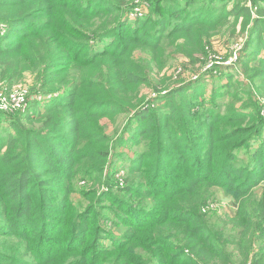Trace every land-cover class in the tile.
I'll return each instance as SVG.
<instances>
[{"label":"trees","instance_id":"1","mask_svg":"<svg viewBox=\"0 0 264 264\" xmlns=\"http://www.w3.org/2000/svg\"><path fill=\"white\" fill-rule=\"evenodd\" d=\"M210 1L156 0L131 20L134 0H0V85L36 77L24 113L0 112V264H264V0ZM230 19L250 35L247 85L165 86L141 106L149 65L135 51L203 64ZM120 117L115 142L138 150L105 179L103 121ZM78 180L92 189L77 205ZM213 189L237 204L228 238L207 217Z\"/></svg>","mask_w":264,"mask_h":264},{"label":"rangeland","instance_id":"2","mask_svg":"<svg viewBox=\"0 0 264 264\" xmlns=\"http://www.w3.org/2000/svg\"><path fill=\"white\" fill-rule=\"evenodd\" d=\"M156 0H134L133 7L137 8L139 13L137 17L133 16L131 20L143 19L148 16L149 11H151L152 3ZM242 0H226L225 5L228 9L231 8L233 4L241 3ZM138 3V4H136ZM210 0H197V3L194 4L195 8L203 7L204 9L208 8L206 5L211 4ZM247 3V0L243 2ZM205 4V5H204ZM212 4L216 5L215 2ZM217 6V5H216ZM219 7V6H218ZM261 38L264 41V29L261 33ZM250 40V35L246 31L241 30L240 23H234L231 19L222 27L221 31L210 37L207 41V44L204 45V53L202 56H196L203 64L192 65L185 57L181 55H174L172 53L167 54L162 59V62L153 64L150 60L148 54L137 50L133 53V56L136 60L145 62L148 67V77L151 87H144L141 90V94L146 98L145 102L141 104L142 107H146L149 102H153L158 98L165 95L167 90H164L165 86L167 87H180V86H190L191 84L200 87L205 91H210L211 87L214 84H231L230 94H233L238 88L239 85L234 84L235 80L240 83H249L247 77L244 73H240L244 69L243 57L248 53V44ZM255 42V41H254ZM167 52V51H166ZM264 56V51L260 53ZM257 60V59H256ZM210 71L212 73H210ZM222 75V76H221ZM230 75L233 78L231 80L227 79V76ZM212 77V79H210ZM219 77V78H218ZM221 82V83H220ZM8 82H3L0 85V93L3 95H8L13 89L25 88L28 89V95L30 90L34 89L36 83V77L32 73H25L23 77L15 84L9 85ZM164 83V84H162ZM11 89V90H10ZM154 89V90H153ZM225 92V91H223ZM206 97V95H205ZM204 98V97H203ZM258 99L259 110H264V95L256 96ZM42 97L38 96V100H41ZM228 98H225L227 100ZM235 109H239L240 105L236 104L233 106ZM225 111V109H223ZM218 111H221V107ZM0 112L5 113L0 110ZM222 112V111H221ZM8 112L6 114H10ZM13 113V112H12ZM224 113V112H222ZM104 128L109 137L113 141L115 146L116 155L110 157L112 163L111 169H107L104 173L106 179L107 173H116V168L127 165L133 157L134 146H126L127 140L116 141L120 138L123 133V128H125V118H118V120L113 123L104 120ZM125 130V129H124ZM124 138H128V135H125ZM239 155H243L240 153ZM124 172H118L115 174V179H112L113 182L120 183L122 178H124ZM92 183L87 184L83 180H78L74 187V192L71 195V200L74 204L83 203L81 198V193L85 190L92 189ZM105 186L97 187V192H107ZM264 194V185L257 187L254 191V198H260ZM237 204L234 199L229 197L221 189H213L211 192V200L209 201L206 212L209 222L215 227L222 228L225 237L228 238L234 233L230 224H228V219L232 217L236 211ZM107 227H111L110 224ZM230 250H233V246H230ZM250 264V263H247Z\"/></svg>","mask_w":264,"mask_h":264},{"label":"built area","instance_id":"3","mask_svg":"<svg viewBox=\"0 0 264 264\" xmlns=\"http://www.w3.org/2000/svg\"><path fill=\"white\" fill-rule=\"evenodd\" d=\"M138 4V3H136ZM139 10L137 8H133V10L128 14V17L132 19V17L138 15ZM27 100H28V89L25 88H17L13 89L8 95H3L0 93V110L8 113V112H21L24 113L27 108ZM261 111V116L264 118V110Z\"/></svg>","mask_w":264,"mask_h":264}]
</instances>
